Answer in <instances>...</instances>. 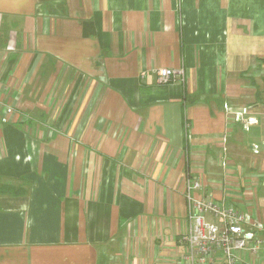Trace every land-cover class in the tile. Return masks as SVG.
<instances>
[{"label":"crops","instance_id":"0c3cea01","mask_svg":"<svg viewBox=\"0 0 264 264\" xmlns=\"http://www.w3.org/2000/svg\"><path fill=\"white\" fill-rule=\"evenodd\" d=\"M0 101V264H172L187 180L264 222V0H0Z\"/></svg>","mask_w":264,"mask_h":264},{"label":"built area","instance_id":"2783aa9c","mask_svg":"<svg viewBox=\"0 0 264 264\" xmlns=\"http://www.w3.org/2000/svg\"><path fill=\"white\" fill-rule=\"evenodd\" d=\"M156 74V80L165 83L182 78L183 70L162 67ZM10 109L4 110L10 112ZM240 111L243 114L247 109ZM254 120L247 118L249 123ZM202 187L198 179L184 181L187 219L177 238L182 251L177 257L172 256L170 263L264 264V222L225 199L214 200ZM195 191L200 194L196 195Z\"/></svg>","mask_w":264,"mask_h":264},{"label":"rangeland","instance_id":"374dc122","mask_svg":"<svg viewBox=\"0 0 264 264\" xmlns=\"http://www.w3.org/2000/svg\"><path fill=\"white\" fill-rule=\"evenodd\" d=\"M3 105H4V104H2L1 101H0V106H3ZM3 107H4V109H6L7 107H10V106L5 105V106H3ZM10 108H11V107H10ZM4 109H3V110H4ZM7 112H8V111H7ZM6 115H7V114H6ZM257 203L261 204L262 202L260 203V201L258 200ZM242 210H243V209H242ZM244 211H246V210H244ZM248 212H250V211H248ZM260 221H261V220H260Z\"/></svg>","mask_w":264,"mask_h":264},{"label":"bare ground","instance_id":"6f19581e","mask_svg":"<svg viewBox=\"0 0 264 264\" xmlns=\"http://www.w3.org/2000/svg\"><path fill=\"white\" fill-rule=\"evenodd\" d=\"M201 181V180H200ZM201 184H202V186H203V182L201 181ZM225 199V198H224ZM226 200V199H225ZM227 201V200H226ZM228 203H230V204H233V203H231V202H229V201H227ZM233 205H235V204H233ZM236 206V205H235ZM186 211V210H185ZM186 215V214H185ZM187 216V215H186ZM187 219V218H186Z\"/></svg>","mask_w":264,"mask_h":264}]
</instances>
